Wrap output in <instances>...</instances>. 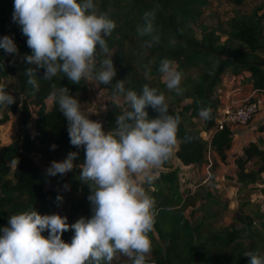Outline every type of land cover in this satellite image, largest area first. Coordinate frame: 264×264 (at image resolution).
Here are the masks:
<instances>
[{
  "label": "trees",
  "instance_id": "16d2710c",
  "mask_svg": "<svg viewBox=\"0 0 264 264\" xmlns=\"http://www.w3.org/2000/svg\"><path fill=\"white\" fill-rule=\"evenodd\" d=\"M240 6L246 0H228ZM101 12H106L115 21L116 28L106 37L109 54L116 68L112 85H99L106 92L113 93V85L121 80L126 88L142 93V86L148 84L163 91L169 104V112L180 115L178 146L175 155L183 165L209 167L214 170L218 161L207 157L211 149L222 162L228 158L234 132L230 127L217 128L220 99L218 86L227 70L234 74L248 72L246 81L257 93L264 95V2L248 14L235 13L227 21V28L210 27L201 21L203 8L209 0H94ZM156 10L155 27L161 36L160 43L150 49L143 48L144 39L137 36L136 27L143 23L146 11ZM14 0H0V38L10 36L18 53L9 54L0 48V87H5L16 97L10 106H0V126L17 115L19 132L7 144H0V229L8 226L9 217L23 211L36 210L41 215L57 214L62 207V216L68 217V224H74L81 217L92 215L89 185L80 180L84 161V150L71 145L68 122L58 106L46 105L50 86L69 88V94L76 97L86 92V83L73 84L63 74L52 81L42 79L44 69L36 72L40 89L36 92L24 72L30 67L24 62L31 55L27 37L20 26L13 21ZM199 29V35L195 31ZM224 37V38H223ZM177 41L170 46V41ZM99 52V49H98ZM108 57L97 55L96 70L100 61ZM168 58L175 61L178 70L184 73L183 96L169 92L157 71L159 62ZM146 66L152 68L146 78ZM194 68L195 74H186ZM10 78L12 85L4 83ZM126 102L116 106L110 99L102 119L105 132L116 127V119L126 109ZM201 107L212 109V119L203 120L199 129L194 121ZM149 119L158 113L148 106ZM211 132L207 139L205 135ZM189 137L190 139H186ZM53 145L55 148L53 149ZM70 152H78L73 171L64 175H47L52 161H63ZM16 160V163H12ZM251 163L252 168L247 169ZM237 180L242 185L255 183L264 173V137L249 142L243 153L235 158ZM65 185L68 187L66 188ZM155 202L154 229L149 233L152 252L148 264H249L244 256L247 251L264 256V233L254 225V218L245 216L238 225H217L216 211L203 206L206 215L196 223L185 213L189 206H196L198 192L185 191L177 169L161 171L152 182ZM264 193V189H263ZM62 196V201H57ZM203 196V195H202ZM209 204L218 203L217 196L209 191L204 195ZM261 221L264 215H256ZM264 225V222H263ZM74 230L63 234L62 239L71 243ZM2 235V232H0ZM49 235L46 230L42 233ZM113 264H129L121 257Z\"/></svg>",
  "mask_w": 264,
  "mask_h": 264
},
{
  "label": "clouds",
  "instance_id": "9594fccd",
  "mask_svg": "<svg viewBox=\"0 0 264 264\" xmlns=\"http://www.w3.org/2000/svg\"><path fill=\"white\" fill-rule=\"evenodd\" d=\"M12 18L32 50L23 60L36 67L28 68L24 75L36 92L40 89L38 69L45 70V81L63 74L73 84L95 80L99 85H112L116 68L105 38L117 25L94 0H14ZM142 19L136 33L147 38L142 47L150 49L161 40L155 27L156 10L146 11ZM176 43L173 39L170 46ZM0 48L9 54L18 53L10 36L0 38ZM97 55L108 57L100 61L99 71ZM151 71L146 66V78ZM157 71L169 92L184 95V73L175 61L162 59ZM125 84L121 80L113 85L112 101L119 106L123 97L128 107L108 132L101 121L89 118L96 113L86 114L79 100L69 94V88L51 84L46 99L58 106L66 118L71 145L84 150V161L78 165L79 179L90 187L92 215L68 224V217L58 213L41 215L29 210L12 214L8 226L0 229V264H113L121 257H126L129 264H148L155 201L143 185H151L154 171L174 155L181 117L170 114L163 91L144 84L142 93H138ZM15 102L16 97L0 87V106ZM148 106L158 113L156 118L149 119ZM211 113V108L201 107L199 116L207 121L212 119ZM78 155L70 152L65 160L52 161L47 175L73 171ZM62 200L57 196L58 202ZM70 229L75 234L69 244L62 237ZM46 230L47 237L42 235ZM244 256L249 258V264H264V256L258 252L247 251Z\"/></svg>",
  "mask_w": 264,
  "mask_h": 264
},
{
  "label": "rangeland",
  "instance_id": "374dc122",
  "mask_svg": "<svg viewBox=\"0 0 264 264\" xmlns=\"http://www.w3.org/2000/svg\"><path fill=\"white\" fill-rule=\"evenodd\" d=\"M263 2L264 0H246L242 5L237 6L230 3L228 0H209V3L203 8L201 21L210 27L220 26L227 28L228 19L235 13L239 12L242 14H248L253 10V8L259 6ZM195 31L197 35L200 34L197 27H195ZM195 72L196 70L191 68L186 72V74L193 75ZM248 74V72L234 74L230 70H227L224 74L223 81L217 89V96L219 99L223 92H226L234 87H241V98H248L254 91L253 86L250 84L246 86L247 83H249L246 81ZM4 83L12 85L13 81L10 78H5ZM96 85L98 86V83L95 80L90 83L86 82V92L84 94H78L76 98L81 103V107L85 110L86 114L96 113L92 114L89 117L90 119L100 121L103 117L108 101L113 97V93L106 92ZM257 96L261 99V106L254 114L253 118L264 108V95L257 93ZM124 103L125 101L123 97H121L119 104L123 106ZM46 105L50 108L52 103L48 102L46 99ZM253 118L248 124L241 127L244 128L246 132L249 130L251 131L252 127H255L253 128V132L254 130L257 132L256 128L263 126L264 121L262 120L255 122L256 125L253 124ZM194 121L199 129H203V119H201L199 115L194 118ZM261 122L263 123L259 127L258 124ZM241 128L236 130L234 135H236ZM18 132L19 128L17 124V115L11 113L10 119L0 126V144H7L11 139L17 136ZM205 137L208 139L209 134L205 135ZM251 137L255 138V135ZM207 157L211 160L216 159V156H214L211 149L207 152ZM169 161L170 162L166 164V166L178 170L182 189L185 191L199 193L196 206H189L185 210L186 215L193 222L196 223L206 215L203 206H210L216 211L214 222L217 225L239 226L242 218L247 215L254 218V225L257 229L264 233V217L260 221L256 216L257 214L264 215V173L262 174L263 180H259L248 185H242L241 182L237 180L235 168L230 166L231 162L229 160L222 162L219 159L218 165L214 170L204 166L203 169L200 167L198 170H194L195 172L193 171L194 168H182L181 164H179L174 156L170 158ZM250 168H252L251 163L247 164V169ZM157 178L158 176L155 175L153 181ZM143 186L145 187L148 195L152 197V193L154 191L153 186L148 184H144ZM207 191L215 194L219 202L215 204H209L206 202L204 195ZM154 201L156 200L154 199ZM57 213L63 214V208L61 207Z\"/></svg>",
  "mask_w": 264,
  "mask_h": 264
},
{
  "label": "built area",
  "instance_id": "2783aa9c",
  "mask_svg": "<svg viewBox=\"0 0 264 264\" xmlns=\"http://www.w3.org/2000/svg\"><path fill=\"white\" fill-rule=\"evenodd\" d=\"M238 88L228 90L220 95L219 118L217 128L230 127L233 132L245 126L261 106V99L254 90L248 98L236 95ZM209 136L211 132L208 133Z\"/></svg>",
  "mask_w": 264,
  "mask_h": 264
},
{
  "label": "crops",
  "instance_id": "0c3cea01",
  "mask_svg": "<svg viewBox=\"0 0 264 264\" xmlns=\"http://www.w3.org/2000/svg\"><path fill=\"white\" fill-rule=\"evenodd\" d=\"M251 85L252 86V84L251 83H247V85L246 86H248V85ZM235 88H238L239 90L236 92V95L238 96V97H241V95L240 94H242L241 93V91H240V89H241V87H234V88H232V89H235ZM231 90V89H230ZM257 120V121H256ZM259 120H262V121H264V108L261 110V112L258 114V115H256L254 118H253V124H255V122H259ZM262 123L263 122H261V123H259L258 125H259V127L262 125ZM256 125V124H255ZM253 128H255V127H252L251 128V131L249 130L248 132H246V130L244 129V128H241L240 130H239V132L236 134V135H234V138H233V141H232V146H231V148L228 150V158H227V160H229L230 162H231V165L230 166H232L233 168H235V170H236V164H235V158L238 156V155H240V154H242L243 153V148H244V146H246L249 142H251V141H255V140H257V138L258 137H264V123H263V126H261L260 128H256L257 129V132H255V130H254V132H253ZM253 135H255V138L254 137H251V136H253ZM177 146H178V144H177ZM177 148V147H176ZM176 148H175V150H176ZM175 150H174V157L176 158V160L179 162V164H181V167L182 168H194L193 169V171L195 170L196 171V169L198 170V168H200V167H197L196 168V166H194V165H183L181 162H180V160L178 159V157L175 155ZM214 153V152H213ZM172 156V157H173ZM214 156H216V160L217 161H219V157L214 153ZM171 157V158H172ZM170 161L168 160V161H166L162 166H161V168H159L158 170H155V175L156 176H159V174H160V172L161 171H165V170H169V169H172V168H170V167H168V166H166V164H168ZM171 162H172V160H171ZM204 168V166L203 167H201V169H203ZM194 171V172H195ZM154 175V176H155Z\"/></svg>",
  "mask_w": 264,
  "mask_h": 264
}]
</instances>
